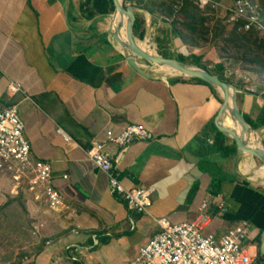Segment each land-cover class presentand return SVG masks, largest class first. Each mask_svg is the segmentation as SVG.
Segmentation results:
<instances>
[{"label": "crops", "instance_id": "0c3cea01", "mask_svg": "<svg viewBox=\"0 0 264 264\" xmlns=\"http://www.w3.org/2000/svg\"><path fill=\"white\" fill-rule=\"evenodd\" d=\"M83 1L0 0V104L18 107L33 157L51 164L53 184L65 199L51 208L39 204L30 189L28 210L44 226L38 234L31 230L35 242L27 246L31 256L23 264H52L66 256L69 243L91 244L94 233L100 244L83 249V264H128L160 233L155 218L194 220L215 182L227 211L205 233L222 234L248 221L257 235L264 228V191L242 176L247 165L240 170L237 153L234 158L222 153L201 158L194 144L218 116L220 93L190 80L140 76L111 37L110 15L84 18ZM146 15L149 36L174 45L167 21ZM241 73L242 81L247 74ZM13 81L25 93L11 96ZM244 87H238L239 108L263 128L264 142L263 92ZM132 123L146 125L156 139L132 143L119 159L117 147L107 151L128 187L155 188L143 215L109 190L107 174L85 153L93 137L103 139L106 129L118 131ZM59 128L73 143L65 142ZM257 167L253 176L262 178L264 164ZM61 263L72 264L67 259Z\"/></svg>", "mask_w": 264, "mask_h": 264}, {"label": "built area", "instance_id": "2783aa9c", "mask_svg": "<svg viewBox=\"0 0 264 264\" xmlns=\"http://www.w3.org/2000/svg\"><path fill=\"white\" fill-rule=\"evenodd\" d=\"M261 2L262 0H196L202 11L213 12L226 27L264 38ZM225 72L232 75L229 68ZM246 78L245 75L243 79ZM8 92L11 96L25 93L23 85L15 81L9 84ZM58 133L66 143H73L61 128ZM155 139L156 135L146 125L132 123L118 131L106 129L103 139L93 137L85 151L87 158L107 174L109 190L130 210L142 215L148 214L155 188L128 187L107 148L110 145L117 147L119 159L124 149L132 143ZM208 143L213 145L210 140ZM0 170L11 171L18 184L25 183L36 192L37 198L44 200L51 208L65 202L63 194L53 184L51 164L33 157L26 138V125L17 106L0 104ZM226 211L224 196L211 192L206 195L197 217L192 221L172 223L167 217L155 218L160 233L144 244L128 264H260L257 252L252 248L256 235L252 233V226L248 221H241L222 234L205 233L214 219ZM43 226L41 222L34 223L32 232L40 233ZM91 237V244L69 243L65 248L66 256L57 257L52 264H62L66 259L72 264H83V249H93L100 244L98 234L94 233ZM52 243L51 239L46 242L47 245Z\"/></svg>", "mask_w": 264, "mask_h": 264}, {"label": "rangeland", "instance_id": "374dc122", "mask_svg": "<svg viewBox=\"0 0 264 264\" xmlns=\"http://www.w3.org/2000/svg\"><path fill=\"white\" fill-rule=\"evenodd\" d=\"M186 1L188 0H132L126 2L125 5L134 6L136 14L139 15L144 23L143 30L145 37L141 41H144L149 36V32L146 34L147 21L145 18L146 16L149 18L146 15L147 13L152 12L161 16L160 19L167 21L171 26L174 35L170 39L173 40L174 45L166 43V41L160 44L158 42L160 38L152 36L157 54L169 59H177L181 55L192 65H195L193 64L194 58L200 57L202 66L213 73L217 70L215 67L217 68L219 63L226 61L225 69L229 68V71L232 73V75H229L227 72L224 73L228 83L233 84L237 88L247 86L249 90H256L259 93L263 92L261 95L264 97V68L250 61V59L255 57L256 51H258V57H263L264 53L260 52L256 46L253 53H248L247 48H245V40L242 38V32L223 25L221 19L213 12L207 13L202 11L197 6L196 0L189 1L198 8L199 18L193 22L186 20L185 13L182 11ZM262 9L264 13V0H262ZM193 24L195 25L193 26ZM190 26L194 27V30H191ZM175 30L181 34L183 41L174 33ZM237 39H242L243 42L237 45L235 42ZM250 39L253 38L250 37ZM182 47L188 50L187 54L181 52ZM139 61L149 67H153L144 60L140 59ZM243 69L247 71H243ZM240 72H246L247 78L241 81V78H239ZM180 78L185 80L190 79L185 77ZM252 161L258 166L262 164L258 158L242 154L239 159L240 170L242 165H248ZM244 177L251 180L257 188L264 191V183L255 181L246 174H244ZM30 191L25 183L18 184L14 180L11 171L0 170V264H23L31 256L27 249L28 245L35 242L34 238L31 237V230L36 221H41V217L39 216L35 219L30 215L27 206ZM33 196L35 199L37 198L35 194ZM37 200H39V204L43 203V205H47L40 198ZM261 233L262 231L258 234L257 243L255 240L252 242V248L257 253L260 249ZM37 246L39 248L41 244Z\"/></svg>", "mask_w": 264, "mask_h": 264}, {"label": "water", "instance_id": "95a60500", "mask_svg": "<svg viewBox=\"0 0 264 264\" xmlns=\"http://www.w3.org/2000/svg\"><path fill=\"white\" fill-rule=\"evenodd\" d=\"M112 1L114 5V11L112 14H110V17H112L110 34L114 40L120 43L122 53L128 64L133 69H135L140 76L146 79L157 78L168 81L172 78L185 77L190 78L191 80L195 79L204 82L207 85L215 88V90L217 89L218 92L221 90L224 93V96H222L221 108L218 116L215 119L217 130L223 133L226 137H229L235 141L237 146L236 161H239L242 154H247L249 156L258 158L262 164H264V146L262 141L263 128H253L247 123L238 105V94L240 92L238 88L233 84L223 81L218 75H213L196 65H192L178 59L165 58L162 55H152L151 53L147 52L139 45V41L141 40L136 37L134 32L136 8L130 5L126 6L124 0ZM122 16L127 17L125 26H122L121 23L116 22L117 17ZM114 25H116V28H114ZM123 28H125L127 41L121 36V31ZM150 38V42H153V38ZM140 59L148 62L151 65L173 70L178 74L161 76L145 73L138 65L137 61ZM228 116L233 120L234 123L241 127L240 131H237L234 128L226 127L224 120ZM252 136H254V138H257L258 136L262 146L256 144L255 141L252 142ZM242 176L244 177V174ZM245 180L252 182L247 178H245ZM260 252L264 254V228L261 233Z\"/></svg>", "mask_w": 264, "mask_h": 264}, {"label": "trees", "instance_id": "16d2710c", "mask_svg": "<svg viewBox=\"0 0 264 264\" xmlns=\"http://www.w3.org/2000/svg\"><path fill=\"white\" fill-rule=\"evenodd\" d=\"M132 0H124V3L126 2H130ZM262 5V2H261ZM114 11V5H113V1L112 0H84L83 3L81 4V13L84 16V18L91 20L93 18H95L97 15H103V16H107L112 14ZM185 14V19L193 22L196 21L199 18V10L198 8L189 0L186 1L183 10H182ZM152 13V12H151ZM136 16V20H135V24H134V32L137 38H139L140 40L144 39L145 36V32L143 30V21L142 19L139 17L138 14H135ZM262 16L264 18V13H263V9H262ZM195 24H193L194 26ZM191 30H194V27L190 26ZM237 30V29H236ZM173 32V30H172ZM236 32V31H235ZM174 33L178 36L179 39L182 40V36L180 33H178L177 30L174 31ZM236 34V33H235ZM174 35V34H173ZM242 38L245 40L246 46L245 48H247V52L248 53H253L254 52V47L256 46L257 49L260 52L264 53V38H260L258 35H250V34H246V33H242ZM253 38V39H250ZM240 38V35H239ZM166 40V39H165ZM163 40V41H165ZM183 41V40H182ZM140 43L145 44L146 40L144 41H139ZM235 42L237 43H242L243 40L242 39H237L235 40ZM250 45V47H249ZM253 45V47H252ZM258 51H256V55L253 59H250L251 62L253 63H257L258 65H260L262 68H264V54L263 57H258L257 55ZM178 60H181L183 62L189 63L187 62V60L185 59L184 56H179L177 58ZM226 61H223L221 63H219V66L215 69V73H213L211 70L207 69L206 67H203L201 64V58L200 57H195L194 58V62L193 64L197 65L199 68L204 69L208 72H210L211 74H216L218 75L223 81H227V78L225 77L224 73H225V63ZM243 71H247L246 69ZM190 82H195L198 83L200 85H204L209 87L215 95H217L215 88L207 85L204 82H201L199 80H195V79H189ZM175 81H184L181 78L176 79ZM220 101L222 102V99H220ZM247 123L249 125H251L254 128H257L259 125H256L255 123H253L249 118L245 117ZM226 127L227 126V119L224 120ZM264 123L262 122V125ZM213 139L214 143L213 145H210L208 143V141L210 139ZM230 143V145H226V143ZM194 144H196L198 146V152L197 155L200 156L201 158L206 157L207 155L211 154V153H222L225 157H235L236 153H237V146L235 141H233L232 139H230L229 137H226L223 133H221L220 131L217 130L216 125H215V119L210 122L206 128L202 131L201 135L199 137H197L194 140ZM246 167V165H242V169L244 170ZM261 176L262 178H264V169H261ZM220 192V183L215 182L213 183V187H212V193L214 194H219ZM257 257L258 260L260 262V264H264V254H262L260 252V249L257 253Z\"/></svg>", "mask_w": 264, "mask_h": 264}, {"label": "bare ground", "instance_id": "6f19581e", "mask_svg": "<svg viewBox=\"0 0 264 264\" xmlns=\"http://www.w3.org/2000/svg\"><path fill=\"white\" fill-rule=\"evenodd\" d=\"M111 22H112V17H108L107 18V23L110 24V29H111ZM116 22L117 23H121L122 26H125L126 22H127V17L126 16H122V17H117L116 19ZM114 28H116V25H114ZM113 28V29H114ZM121 36L124 40L127 41V37H126V33H125V28L122 29L121 31ZM113 39V38H112ZM150 36H148L146 38V44H145V47H143L140 42H139V45L144 48L147 52L151 53L152 55H159L157 54V51L155 50L156 46L154 44V41L153 42H150ZM114 40V39H113ZM115 42V45L118 49L121 50V45H117L116 44V40H114ZM181 52L183 54H187L188 53V50H186L184 47L181 48ZM138 62V65L140 67V69L145 72V73H149V74H154V75H161V76H170V75H176L178 73H176L175 71L173 70H169L167 68H163V67H159V66H156V65H152L153 67H149L147 66L146 64L142 63L141 61H137ZM219 93L221 94V96H224V93L220 90ZM227 119V126L230 127V128H234L236 129L237 131H240L241 127L238 126L236 123L233 122V120L228 116L226 117ZM252 139V142L255 141L256 144L261 145V142H260V139H258V136L257 138H254V136L251 137ZM256 139V140H255ZM257 165L254 161L250 162L248 165H247V168H246V171H247V175L249 178L253 179V180H257V181H260L261 183H264V179L262 178H259V177H256L254 178L253 176V171H256L257 170Z\"/></svg>", "mask_w": 264, "mask_h": 264}, {"label": "flooded vegetation", "instance_id": "af4514ba", "mask_svg": "<svg viewBox=\"0 0 264 264\" xmlns=\"http://www.w3.org/2000/svg\"><path fill=\"white\" fill-rule=\"evenodd\" d=\"M261 232V231H260ZM259 234V233H258ZM258 234L256 235V237H255V242L257 243V241H256V239H257V237H258Z\"/></svg>", "mask_w": 264, "mask_h": 264}]
</instances>
